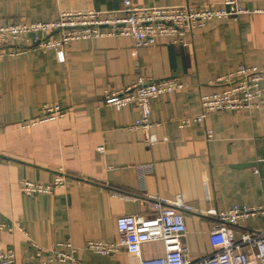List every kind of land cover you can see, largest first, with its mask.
<instances>
[{
	"label": "crops",
	"instance_id": "crops-1",
	"mask_svg": "<svg viewBox=\"0 0 264 264\" xmlns=\"http://www.w3.org/2000/svg\"><path fill=\"white\" fill-rule=\"evenodd\" d=\"M131 1L140 8L224 7V0ZM123 2L0 0V26L53 21L62 12L119 13ZM235 2L249 11L264 7V0ZM58 37L59 31L31 34L24 52L15 54V42L0 55V221L8 229L0 242L21 264L30 261L32 243L48 249L67 241L77 249L78 264H138L124 249L104 256L81 248L87 241H119L117 218L153 214L146 199L151 194L193 207L197 212L184 213L186 257L211 254L216 220L204 213L262 203L264 106L178 124L199 114L203 95L223 89L219 77L241 65L264 68V13L214 18L185 37L161 36L137 50L132 38L111 35L69 42L62 55L35 45ZM169 78L185 87L151 100L150 129L134 127L136 106L107 104L108 94L138 79ZM44 106L62 113L42 121ZM150 134L156 142H148ZM62 174L64 186L51 193L28 197L21 191L22 181L46 185ZM232 231L237 240L244 232L264 231V216L241 220ZM141 250L143 259L164 253L158 241Z\"/></svg>",
	"mask_w": 264,
	"mask_h": 264
},
{
	"label": "built area",
	"instance_id": "built-area-1",
	"mask_svg": "<svg viewBox=\"0 0 264 264\" xmlns=\"http://www.w3.org/2000/svg\"><path fill=\"white\" fill-rule=\"evenodd\" d=\"M224 7L215 8L209 4H182L177 6L143 7L124 0L119 13L62 12L58 19L41 21L31 24L9 23L0 26V55L3 49L17 43L15 54L25 51V42L31 34L60 32L58 39L42 38L35 45L43 50H56L62 55V47L77 39H89L98 36L130 37L135 49L151 47L161 36L185 37L195 29L203 28L211 19H237L245 13H264V7L254 11L243 9L235 0H224ZM223 89L213 94L203 95L200 100L201 110L195 117H184L179 120L178 127L191 123L202 124L208 113H231L240 109H252L264 106V68L241 65L229 74L217 80ZM185 83L176 78L153 81L138 79L126 89L112 91L105 98L107 104L116 109L134 105L138 108L140 118L134 127L150 129V102L162 94H170L183 89ZM62 110L58 107L44 106L42 121L54 120ZM208 139L212 131H207ZM157 141L155 134H150L149 143ZM64 176L56 175L51 183L46 185L32 181H22L21 191L26 196L51 193L54 189L63 187ZM153 214L149 216L124 215L116 220L119 241L115 243L98 240L87 241L81 250L101 254L115 255L124 249L135 256L138 264H264V231L244 232L241 238H235L232 227L241 220L264 216V195L262 203L251 206H237L224 210L214 209L204 214L215 218V224L210 228L209 242L213 252L202 256L196 261L186 257L182 240L186 234L185 212H197L186 203L164 199L148 194ZM199 213V212H198ZM8 230L7 225L0 221V232ZM152 241L161 242L164 253L162 256L143 259L141 246ZM33 250L30 261L23 264H78L76 248L70 241L57 244L52 248H44L32 243ZM243 246L249 249L245 251ZM0 264H21L16 261V254L11 247L0 242Z\"/></svg>",
	"mask_w": 264,
	"mask_h": 264
}]
</instances>
